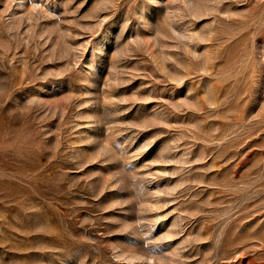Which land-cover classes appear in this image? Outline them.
I'll return each instance as SVG.
<instances>
[{"label": "rangeland", "instance_id": "374dc122", "mask_svg": "<svg viewBox=\"0 0 264 264\" xmlns=\"http://www.w3.org/2000/svg\"><path fill=\"white\" fill-rule=\"evenodd\" d=\"M0 264H264V0H0Z\"/></svg>", "mask_w": 264, "mask_h": 264}]
</instances>
